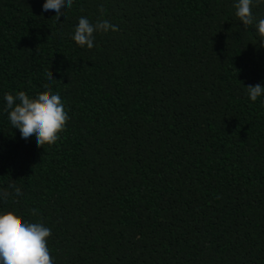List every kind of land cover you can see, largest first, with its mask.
Returning a JSON list of instances; mask_svg holds the SVG:
<instances>
[{
  "label": "trees",
  "instance_id": "1",
  "mask_svg": "<svg viewBox=\"0 0 264 264\" xmlns=\"http://www.w3.org/2000/svg\"><path fill=\"white\" fill-rule=\"evenodd\" d=\"M43 3L0 0V190L21 193L0 212L50 227L54 264H264V96L245 89L264 3L247 27L235 0H74L59 24ZM81 16L118 30L80 47ZM45 88L69 120L38 147L3 97Z\"/></svg>",
  "mask_w": 264,
  "mask_h": 264
},
{
  "label": "clouds",
  "instance_id": "2",
  "mask_svg": "<svg viewBox=\"0 0 264 264\" xmlns=\"http://www.w3.org/2000/svg\"><path fill=\"white\" fill-rule=\"evenodd\" d=\"M73 2L74 0H44L42 12L51 10L59 24ZM254 3H264V0H235V15L244 27L254 23ZM100 11L103 13V8ZM254 26L257 33L264 37V18L256 21ZM117 30V26L107 19H99L93 23L87 17L81 16L74 26L71 39L80 47L92 49L96 33ZM49 80H53L50 75ZM245 89L248 98L253 102L264 96V85L247 86ZM3 99L7 119L14 129L19 130L23 140L34 141L38 147H42L45 144H54L60 139V133L65 129L69 116L59 93L45 88L35 98L19 91L16 94L5 93ZM9 187L13 191L0 190V200H7L12 196L20 199L19 189L14 185ZM50 236L51 228L43 222L22 221L12 212H0V264H54L48 248Z\"/></svg>",
  "mask_w": 264,
  "mask_h": 264
}]
</instances>
